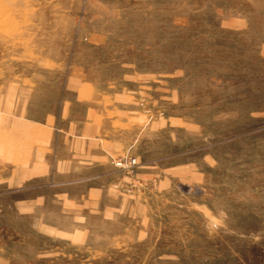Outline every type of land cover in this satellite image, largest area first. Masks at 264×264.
<instances>
[{"label":"rangeland","instance_id":"obj_1","mask_svg":"<svg viewBox=\"0 0 264 264\" xmlns=\"http://www.w3.org/2000/svg\"><path fill=\"white\" fill-rule=\"evenodd\" d=\"M0 264H264V0H0Z\"/></svg>","mask_w":264,"mask_h":264},{"label":"built area","instance_id":"obj_2","mask_svg":"<svg viewBox=\"0 0 264 264\" xmlns=\"http://www.w3.org/2000/svg\"><path fill=\"white\" fill-rule=\"evenodd\" d=\"M126 164H127L126 169L130 170V171H131V169H135L138 166L137 162H136V160L134 158H130V160ZM114 165H115V167L125 168V167H123V164H122L121 160H117L114 163Z\"/></svg>","mask_w":264,"mask_h":264}]
</instances>
